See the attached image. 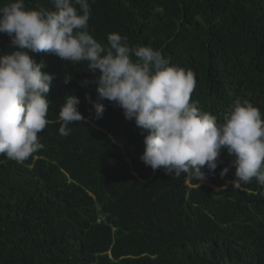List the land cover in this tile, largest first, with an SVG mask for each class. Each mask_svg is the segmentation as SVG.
<instances>
[{
    "label": "trees",
    "instance_id": "16d2710c",
    "mask_svg": "<svg viewBox=\"0 0 264 264\" xmlns=\"http://www.w3.org/2000/svg\"><path fill=\"white\" fill-rule=\"evenodd\" d=\"M88 2L89 31L102 46L115 32L130 47L162 50L194 73L191 100L218 122L236 99L264 118V0ZM25 5L54 10L51 0ZM9 45L0 34V55L14 50ZM33 56L55 75L50 123L39 133L43 149L23 163L0 155V264H264V187L253 179L233 188L226 150L213 172L204 169V182L153 170L140 160L146 133L119 106L102 101L105 111L95 119L85 96L95 100L96 85L80 83L94 79L86 62ZM67 95L79 98L85 121L61 136Z\"/></svg>",
    "mask_w": 264,
    "mask_h": 264
},
{
    "label": "clouds",
    "instance_id": "9594fccd",
    "mask_svg": "<svg viewBox=\"0 0 264 264\" xmlns=\"http://www.w3.org/2000/svg\"><path fill=\"white\" fill-rule=\"evenodd\" d=\"M51 4L54 10L27 8L25 0L0 5V34L10 38L14 49L0 55V155L23 163L44 147L39 133L50 123L48 94L55 75L43 71L46 64L33 54L46 53L73 64L86 62L94 79L80 83L96 85V99L85 96L95 119L105 111L102 101L119 106L125 119L146 133L140 156L146 166L204 182V169L213 172L226 150L232 157L234 179L228 183L233 188L253 179L264 187V118L258 107L236 99L218 122L191 100L196 87L191 70L171 64L160 49L130 47L127 37L115 32L102 46L89 31L88 0H51ZM70 79L66 75L64 83ZM79 103L76 95L64 98L58 113L61 136L70 134L73 122L85 121ZM228 172L224 167L219 176Z\"/></svg>",
    "mask_w": 264,
    "mask_h": 264
},
{
    "label": "rangeland",
    "instance_id": "374dc122",
    "mask_svg": "<svg viewBox=\"0 0 264 264\" xmlns=\"http://www.w3.org/2000/svg\"><path fill=\"white\" fill-rule=\"evenodd\" d=\"M215 189H217V188H215Z\"/></svg>",
    "mask_w": 264,
    "mask_h": 264
}]
</instances>
